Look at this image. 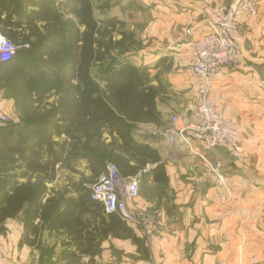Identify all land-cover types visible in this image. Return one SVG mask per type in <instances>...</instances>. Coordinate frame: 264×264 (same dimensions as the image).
<instances>
[{
    "label": "crops",
    "instance_id": "0c3cea01",
    "mask_svg": "<svg viewBox=\"0 0 264 264\" xmlns=\"http://www.w3.org/2000/svg\"><path fill=\"white\" fill-rule=\"evenodd\" d=\"M140 1L146 11L144 45L134 63L149 67L151 84L162 92L159 121L139 123L135 137L158 151L166 177L156 179L150 170L157 163H147L145 180L140 183L149 193L140 194L136 202L142 210L150 211V226L162 232L150 242L143 241L146 251H141L127 232L121 236L99 234L77 247L69 244L63 229L59 233L53 229L45 232L47 241L44 235L42 239L47 247H54L47 260L37 244L22 242L24 223L17 219L5 224L7 232H0V264L264 262V0H254L256 14L240 12L238 16L239 66L224 68L208 86L191 69V40L207 30L203 1L227 6L233 0ZM190 26L194 28L192 36L185 33ZM169 95L178 101L172 102ZM205 95L239 125L242 157L235 158L222 148H206L198 140L191 145L170 141L172 116L180 115L179 126L197 121L191 103H201ZM204 157L214 164L222 162L221 177ZM128 225L143 238L135 225Z\"/></svg>",
    "mask_w": 264,
    "mask_h": 264
},
{
    "label": "trees",
    "instance_id": "16d2710c",
    "mask_svg": "<svg viewBox=\"0 0 264 264\" xmlns=\"http://www.w3.org/2000/svg\"><path fill=\"white\" fill-rule=\"evenodd\" d=\"M61 6L79 11L78 22L63 18ZM121 8L142 9L143 5L128 0ZM95 9L94 0H0L2 32L16 44H30L2 68L0 78L7 76L11 91H15L10 96L24 97L29 113L49 89L55 88L57 95L48 113L0 127L2 161L9 157L42 176L24 184L9 182L3 188L0 232H6L7 219L22 213V242L38 245L46 231L59 233L63 229L69 244L81 247L84 240L99 234L121 236L127 232L138 248L146 251L144 238L118 214H104L100 202L93 200L84 186L75 188L76 197L62 193L45 199V177L54 173L69 151L86 159L94 173H102L111 159L124 176H135L147 163H157L150 171L156 179L166 177L158 151L135 137L139 123L159 121L162 88L151 84L147 65L134 63L129 54L118 50L128 36L122 32V39L116 40L113 33L118 26L124 27L125 21L115 16L101 20ZM105 131L111 136L108 143L103 138ZM71 139L78 141L71 144ZM79 210L101 215V226L94 228L96 235L93 229L84 231ZM44 246L38 247L49 260L54 247Z\"/></svg>",
    "mask_w": 264,
    "mask_h": 264
},
{
    "label": "built area",
    "instance_id": "2783aa9c",
    "mask_svg": "<svg viewBox=\"0 0 264 264\" xmlns=\"http://www.w3.org/2000/svg\"><path fill=\"white\" fill-rule=\"evenodd\" d=\"M203 2L207 30L191 40V69L208 86L224 68L239 66L242 46L238 16L240 12L256 14L257 4L254 0H233L227 6ZM193 30V27H187L185 33L192 36ZM23 47H29V44L14 43L2 32L0 24V74L2 68L12 61L17 51ZM196 114L197 121L183 126L177 125L179 116L172 117L170 141L191 145L193 140H198L206 148H222L235 158L243 156V133L235 121L225 116L220 106L205 95ZM8 121L9 114L0 103V127L5 126ZM204 158L211 170L221 177L219 168L222 162L217 161L214 164L207 157ZM84 187L90 192L93 200L100 202L104 214H118L130 224H143L144 231L149 236L154 232H162L161 229L154 230L150 226L151 218L138 216L130 206V203L135 202L140 196L138 176H124L115 163L109 162L98 179L92 184H84ZM143 220L145 223H142Z\"/></svg>",
    "mask_w": 264,
    "mask_h": 264
},
{
    "label": "rangeland",
    "instance_id": "374dc122",
    "mask_svg": "<svg viewBox=\"0 0 264 264\" xmlns=\"http://www.w3.org/2000/svg\"><path fill=\"white\" fill-rule=\"evenodd\" d=\"M67 1V0H62ZM128 0H94L96 9L95 14L96 16L103 20L108 17L115 16L123 21H125V26L120 27L118 26L117 29L114 30L113 36L114 39L120 40L123 37L122 32L127 33V39L121 44V47H119V51L123 52L124 54H129L131 56V59L133 62H135V55H137L138 51L142 49L144 45V39L142 37V30L144 27V16L146 11L140 10V9H127L123 10L121 8V4L127 2ZM140 1V0H137ZM141 2V1H140ZM214 5V4H212ZM61 12L64 14L63 18H72L75 21L78 22V14L79 11L70 10V8H67L65 6H61ZM41 26L44 24L43 22L39 23ZM105 26L102 24V29H104ZM45 30H43L44 32ZM18 44H24L23 42ZM30 47V44H29ZM26 47V48H29ZM114 53H117L114 51ZM11 81L7 78V76H3L0 78V101L2 103V107L8 112L9 114V123L10 122H21V121H30L33 119V115H44L48 113L49 109H51L52 105L54 104L56 100V91L55 88L49 89L47 94L43 97L42 101L38 103V105H34V110L30 111L29 113L26 112L25 106L23 105L24 97L20 95H14L10 96L11 91ZM48 85L51 83H47ZM7 95V96H6ZM162 97V96H161ZM172 102L176 103L178 101L177 99H173L170 95L167 97ZM176 100V101H175ZM28 101V100H26ZM200 102H192L191 105L193 107L191 110L193 112H197V108L199 106ZM180 117L179 114H175ZM173 117V116H172ZM34 120V119H33ZM7 123V124H9ZM137 131V128L135 129ZM80 133H77V137H79ZM103 138L105 139L106 143L111 141V136L108 133V131H105L103 133ZM170 138V134H169ZM77 139H71V144L77 142ZM85 141V140H83ZM81 143V141H80ZM79 143V144H80ZM79 151V149H76ZM4 159H8L9 161H5ZM2 161V155H0V197H2V190L7 185L11 183H18V184H24L31 181H36L39 179L41 174L37 173H31V171H28L25 166H21V163H14L11 162V159L9 157H4ZM107 163L112 162L116 164L115 160H107ZM4 163V164H3ZM86 163V165H85ZM61 165H58L54 171V173L51 176L45 177V183L47 185V195L45 199L55 195L59 196L62 193H66L68 196L76 197L77 194L75 193V188L78 186H84V184H92L95 182L98 177L100 176L99 173H94L90 169L89 162L86 159L81 158L79 155H76L74 151H69L63 158V161L59 163ZM146 168V167H145ZM145 169H139L137 176L139 179L144 182L146 173L144 172ZM141 183H140V194L145 195L149 192H144L141 189ZM73 205L75 207L78 206V203L75 202ZM130 206L134 208V212L140 216L147 218H151V215H146L147 211L142 210L140 208V204L138 202H131ZM150 212V211H148ZM79 215L83 217L85 228L88 229V227L94 228V226H100L101 224V215L90 213L87 211L79 210ZM19 220L23 222V214L20 213L16 217L7 219L5 221V224L7 222H16V220ZM38 221V220H37ZM142 223H145V220L142 221ZM6 226V225H5ZM140 233L142 234L145 242H150L151 238L155 235H160V232H154L152 235H147L144 231L143 224L135 225ZM7 228V227H6ZM2 232V231H1ZM7 232V230H6ZM46 233H44V238ZM264 239V234L262 236ZM47 241V239H46ZM39 242L38 246L41 245H47V242ZM29 244L28 242H25ZM66 244V243H65ZM32 245V244H30ZM36 245V244H35ZM44 246V247H45ZM47 247V246H46ZM45 247V248H46ZM255 264V263H253ZM258 264H264V262Z\"/></svg>",
    "mask_w": 264,
    "mask_h": 264
}]
</instances>
